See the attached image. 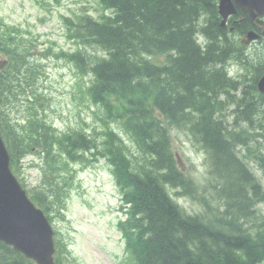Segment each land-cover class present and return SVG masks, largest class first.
<instances>
[{
    "label": "trees",
    "instance_id": "trees-1",
    "mask_svg": "<svg viewBox=\"0 0 264 264\" xmlns=\"http://www.w3.org/2000/svg\"><path fill=\"white\" fill-rule=\"evenodd\" d=\"M98 2L111 14H101L99 20L87 14L64 20L75 43L103 52L90 67L92 99L104 112L103 137L78 130L57 135L46 120L30 116L32 124L23 134H5L13 169L18 170L23 152L40 145L46 165L35 193L45 191L51 203L60 204L69 184L61 176L68 162L105 158L130 203L120 228L131 264H264V217L257 209L264 187L248 162L258 160L264 169V155L253 156L248 142L253 135L236 128L251 121L252 113L243 108L251 99L229 98L239 82L224 67L233 59L234 44L227 26L220 25L217 0ZM10 36L0 31V51L10 52L5 50L11 48ZM200 36L203 45L197 41ZM26 51L25 59L30 55ZM158 56L164 62H157ZM66 57L85 70L80 48ZM31 70L11 64L0 72V108L15 97V83ZM250 81L247 94L256 87ZM31 96L40 98L38 93ZM225 100L236 105L231 124L220 110ZM174 128L189 129L207 152L219 199L208 215L186 213L165 189V184L190 186L189 194H176L202 199L192 178L177 167L169 133ZM120 132L132 141L134 152ZM34 197L45 208L40 194ZM61 251L68 252L64 243L59 244L58 264H63ZM0 264L33 263L0 242Z\"/></svg>",
    "mask_w": 264,
    "mask_h": 264
},
{
    "label": "rangeland",
    "instance_id": "rangeland-1",
    "mask_svg": "<svg viewBox=\"0 0 264 264\" xmlns=\"http://www.w3.org/2000/svg\"><path fill=\"white\" fill-rule=\"evenodd\" d=\"M85 9L92 15L99 14L101 10L97 0H0V18L40 33L41 39H54L64 48L69 44L63 42L61 15ZM46 64L47 78L42 80L46 101L44 109H38L39 114L45 112L60 130L81 127L90 132L94 126L100 129L102 125L96 107L88 99L80 102V90L75 85L79 75L75 69L52 60H47ZM80 83L82 89L88 84L87 74L82 75ZM14 115L18 114L14 112ZM170 134L173 153L178 156L182 171L191 175L193 187L198 195L202 193V199L197 201L188 196L174 195L177 190L188 193L192 187L184 189L169 185L166 189L186 212L208 211L204 201L209 207L218 203L214 199L216 195L211 193L213 177L207 172L206 154L185 128H174ZM126 140L134 150L131 140L127 137ZM261 148L264 151V147ZM75 168L73 186L65 202V217L55 218L56 226L76 257L73 264H119L116 253H120L123 241L118 238L120 233L114 226L115 213L110 211L118 197L109 166L101 159L93 166L81 169L77 165ZM254 172L264 185V173L255 165ZM23 173L28 186L37 183L39 175L35 168H26ZM259 208L264 214V202L259 204Z\"/></svg>",
    "mask_w": 264,
    "mask_h": 264
},
{
    "label": "water",
    "instance_id": "water-1",
    "mask_svg": "<svg viewBox=\"0 0 264 264\" xmlns=\"http://www.w3.org/2000/svg\"><path fill=\"white\" fill-rule=\"evenodd\" d=\"M244 11L264 14V0H234ZM218 11L223 19L234 11L231 0H219ZM264 76L259 82L263 89ZM0 143V239L13 244L38 264L53 263L51 230L42 214L25 199L8 170V162Z\"/></svg>",
    "mask_w": 264,
    "mask_h": 264
},
{
    "label": "bare ground",
    "instance_id": "bare-ground-1",
    "mask_svg": "<svg viewBox=\"0 0 264 264\" xmlns=\"http://www.w3.org/2000/svg\"><path fill=\"white\" fill-rule=\"evenodd\" d=\"M218 18L220 19V25L221 26H225L224 21L222 20V17L219 15V13H218ZM229 35H230V37L232 39V42L234 44V48L231 51V56H232L233 59L228 60L224 64V67H225V70H226V74L228 76H231L232 78L236 79L239 82V87L235 91L232 92L233 93L232 95L229 96V98H234L235 100H237L236 98H242L248 92V88H246L247 85L249 84L248 81L251 80L250 82H252V84H254L256 86V82H257V79H258L259 68L261 70L264 69V66H263L264 65V49L261 50V48L260 49L256 48L253 52L251 50L250 51L246 50L234 38L235 37V33H234V35H232V34H229ZM239 58H242L241 59L242 61H240ZM233 66L235 68L239 67V70L237 72H235V69L233 68ZM256 67H258V68H256ZM243 92H245V93H243ZM219 99L222 100L223 97H221ZM249 102H253V101L251 100ZM221 105H222V107L220 109L221 113L224 115V117L228 118V123L231 124V121H232V119L234 117L233 115H235V113H234V110L236 109L235 103L228 104V102L225 100L223 103H221ZM233 106H234V108H233ZM241 108L242 107H239L237 109L240 110ZM243 108L248 110L249 113H252L251 115H249L250 117L253 116L252 110L254 108L252 109L251 107H249L247 105V102L244 104ZM254 114H255V116L251 117V121L250 122H248L246 124L245 123H240V125L237 126L236 128L239 131L244 129V133H243L244 135L245 134L247 135L248 133L253 135L252 139L250 141H248L249 145H250V150H252L253 156L254 155H259L260 152L264 155V151L261 148V146L264 147V115L259 114V112H256ZM175 129H183V128H175ZM185 129L189 132V135L194 138V140L198 143V145L201 147V149L206 154V158H205L206 162L205 163L207 164V167H208L207 172H209V174H211V176L213 177V181L211 183V189L213 190V192H211V193L216 195L217 191H215L213 189V185L215 184V177L210 171V162L208 160L207 152L202 147V145L195 139V137L189 131V129H187V128H185ZM170 142L172 143L171 138H170ZM252 160H253V158H252ZM248 162H249V166H250V168H251V170H252V172L254 174H255L254 165L257 166L260 169L261 173H264V169H262V167L259 165V161L258 160L257 161L253 160L252 163H251V161H248ZM237 169L239 171L242 170L241 167H239V166H237ZM255 176L260 181L262 187H264V185H263L262 181L260 180V178L256 174H255ZM164 186H165V189H166V187L169 186V185L165 184ZM170 186H174V185H170ZM175 186L176 187H182L184 189L190 187V186H186V185L184 187L183 186H178V185H175ZM169 195L172 198L170 193H169ZM172 200H173V198H172ZM263 202H264V200L262 202H260L259 204H261ZM204 204L207 206V208L209 210H211L212 208H216L218 206V204H214V205L209 207V204L206 201H204ZM259 204H257V209L260 211L261 216L264 217V214L261 212V209L259 208ZM209 210L207 211V209H203L202 212H199L197 214L208 215V214H210ZM186 213H188V212H186ZM189 214H195V213H189Z\"/></svg>",
    "mask_w": 264,
    "mask_h": 264
},
{
    "label": "flooded vegetation",
    "instance_id": "flooded-vegetation-1",
    "mask_svg": "<svg viewBox=\"0 0 264 264\" xmlns=\"http://www.w3.org/2000/svg\"><path fill=\"white\" fill-rule=\"evenodd\" d=\"M227 30L226 32L234 35L235 39L239 42L240 45L243 46L246 50H251L252 52L257 49H264V16H256L255 18L249 17V15L245 14L240 8L236 7L235 12L227 17L226 24ZM254 32L258 37L249 43H242L243 37L248 32ZM264 66V65H263ZM262 66V67H263ZM258 68V67H256ZM263 74V70L259 68L258 79ZM257 79V81H258ZM244 98H250L253 102H247L249 107L255 109L259 114L264 115V93H261L256 87L249 94H245ZM240 99V98H238ZM234 108V106H233Z\"/></svg>",
    "mask_w": 264,
    "mask_h": 264
}]
</instances>
